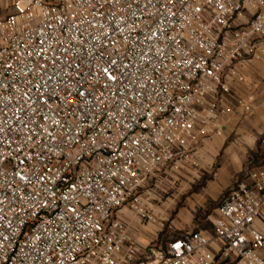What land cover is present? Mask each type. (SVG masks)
<instances>
[{"label": "built area", "instance_id": "1", "mask_svg": "<svg viewBox=\"0 0 264 264\" xmlns=\"http://www.w3.org/2000/svg\"><path fill=\"white\" fill-rule=\"evenodd\" d=\"M15 7L0 18V264H264V164L212 235L138 236L156 222L151 182L219 133L241 64L264 62V0Z\"/></svg>", "mask_w": 264, "mask_h": 264}, {"label": "crops", "instance_id": "2", "mask_svg": "<svg viewBox=\"0 0 264 264\" xmlns=\"http://www.w3.org/2000/svg\"><path fill=\"white\" fill-rule=\"evenodd\" d=\"M15 4L16 0H0V18L16 12ZM239 73L244 81L235 82L222 98L225 115L216 121L219 133L211 126L209 134L198 135L184 165L165 168L151 182L159 185L157 201L150 205L156 222L140 229L142 241L158 243L193 231L212 235L223 195L252 167L251 156L264 152V62L246 61ZM248 97L253 98L250 113L237 104ZM162 222L168 229L161 228Z\"/></svg>", "mask_w": 264, "mask_h": 264}, {"label": "trees", "instance_id": "3", "mask_svg": "<svg viewBox=\"0 0 264 264\" xmlns=\"http://www.w3.org/2000/svg\"><path fill=\"white\" fill-rule=\"evenodd\" d=\"M264 164V152L258 151L256 153H254L251 156V164L250 166H262ZM251 168V167H250ZM242 178V177H241ZM228 194L225 193L222 197V199L224 198V196H226ZM221 202V201H220ZM219 206V204L217 205V207Z\"/></svg>", "mask_w": 264, "mask_h": 264}, {"label": "rangeland", "instance_id": "4", "mask_svg": "<svg viewBox=\"0 0 264 264\" xmlns=\"http://www.w3.org/2000/svg\"><path fill=\"white\" fill-rule=\"evenodd\" d=\"M166 225V224H165Z\"/></svg>", "mask_w": 264, "mask_h": 264}]
</instances>
